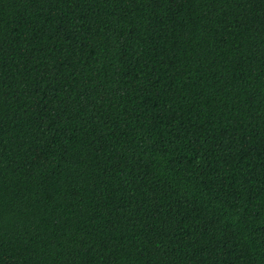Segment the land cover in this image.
<instances>
[{"label":"trees","instance_id":"obj_1","mask_svg":"<svg viewBox=\"0 0 264 264\" xmlns=\"http://www.w3.org/2000/svg\"><path fill=\"white\" fill-rule=\"evenodd\" d=\"M0 264H264V0H0Z\"/></svg>","mask_w":264,"mask_h":264}]
</instances>
